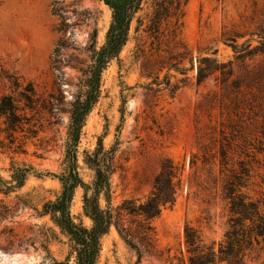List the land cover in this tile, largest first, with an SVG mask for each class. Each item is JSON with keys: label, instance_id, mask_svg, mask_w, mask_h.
Returning a JSON list of instances; mask_svg holds the SVG:
<instances>
[{"label": "rangeland", "instance_id": "374dc122", "mask_svg": "<svg viewBox=\"0 0 264 264\" xmlns=\"http://www.w3.org/2000/svg\"><path fill=\"white\" fill-rule=\"evenodd\" d=\"M54 1L0 0V65L33 83L43 104L35 134H20L25 153L0 149V175L11 180L13 160L44 175L30 176L8 197L0 194L11 209L8 220L0 222V264H53L51 258L63 261L70 250L50 218L39 213L62 190L60 180L49 173L61 177L66 172L80 77L71 65L79 58L91 64L92 34L97 29V48L102 47L113 13L101 0H81L90 14L82 16L84 23L76 29H68L67 48L55 54L63 34L58 32L62 20L53 13ZM60 1L69 10L77 8L75 0ZM182 8L185 16L176 43L167 36L156 41L146 32L153 10L151 4L144 5L119 59L103 73L100 99L82 130L80 177L93 187L98 167L112 172L111 199L100 197L104 209L111 207L119 215L124 201L145 200L166 159L179 173L174 206L153 223V245L136 240L142 259L112 227L101 240L97 264H190L187 225L218 250L231 228L233 194L258 203L264 212V55L242 63L231 45L235 36H240L239 46L248 41L259 45L264 0H189ZM206 57L219 65L198 85V68ZM55 62L63 76L53 69ZM244 65H249L250 76ZM232 69L233 76H226ZM84 195L82 188L76 190L72 215L90 228ZM120 218L125 227L131 226L130 216L123 212ZM10 239L22 247H11ZM245 249L244 264H264L263 238H254Z\"/></svg>", "mask_w": 264, "mask_h": 264}, {"label": "trees", "instance_id": "16d2710c", "mask_svg": "<svg viewBox=\"0 0 264 264\" xmlns=\"http://www.w3.org/2000/svg\"><path fill=\"white\" fill-rule=\"evenodd\" d=\"M112 10V21L106 34L105 44L97 48L98 31L94 30L88 51L91 53V64L87 65L80 58L71 65L80 73L77 84V95L74 98L71 109V121L69 127L68 146L66 152V172L58 178L62 185L59 196L52 201L44 203L40 217H49L60 234L68 240L69 252L66 259L60 261L51 258L53 264H97L101 253V240L115 227L126 244L133 248L142 259V251L136 240L152 246L156 235L154 221L162 212L174 206L178 191V170L170 159L164 160L160 173L157 175L151 194L145 199H130L123 202L119 215L111 207L102 208L100 197L104 195L107 201L111 199V174L108 168L104 170L98 167L93 187L86 184L78 172L77 148L82 130L88 116L91 114L101 96L102 76L109 64L119 59V56L130 40L131 27L137 14L144 10V5L151 4L153 10L148 33L154 35L156 41L167 36L172 42H179L183 18L185 16L183 5L189 0H101ZM77 8L69 10L64 1L55 0L53 13L61 18L58 32L63 34L55 54H59L63 48H67L66 35L69 28L76 29L84 23L82 16L90 14L84 9L81 0H75ZM72 13L74 18L69 17ZM84 17V16H83ZM72 19L74 23L69 25L66 21ZM259 45L253 46L250 41L242 46L237 44L240 36L232 38V48L237 60L242 63L246 59H253L258 55H264V36H259ZM228 42V39L225 40ZM183 49L187 51L184 45ZM60 63V62H59ZM214 63V64H213ZM218 62L211 58H202L198 68L197 83L201 85L208 77L215 73ZM60 64L55 62L53 69L63 76ZM247 75L252 74L248 70L249 65H244ZM231 70L226 76H233ZM237 87L240 82L237 81ZM126 101L124 100V103ZM43 104L37 95L35 86L31 82H25L21 77L0 65V149H12L16 153H25V143L20 137L21 133L29 132L35 126L36 116ZM123 113V110H122ZM11 180L6 181L0 175V194L8 197L9 194L22 189L30 176H44L36 173L32 167L18 164L12 161ZM78 188L85 191L84 213L92 221L90 228L82 222H77L72 215V206L75 193ZM92 192V194H90ZM231 212L233 217L230 230L226 239L220 244L218 250L214 246H207L200 233L192 226L185 229L186 242L189 248L190 264H244L245 247L253 243L254 238L264 239V212L258 203L246 201L238 194L230 197ZM10 207L0 199V222L10 217ZM130 216L131 226L125 227L120 223L122 213ZM48 232V231H47ZM50 237L47 234V241ZM11 247L15 245L20 249V244L9 241ZM12 249V248H10ZM8 250V249H6ZM49 251V250H48Z\"/></svg>", "mask_w": 264, "mask_h": 264}]
</instances>
